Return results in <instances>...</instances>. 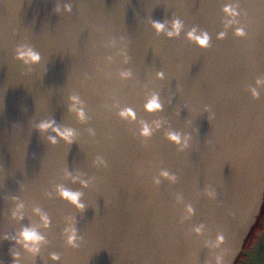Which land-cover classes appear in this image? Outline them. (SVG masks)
<instances>
[{
    "label": "water",
    "instance_id": "water-1",
    "mask_svg": "<svg viewBox=\"0 0 264 264\" xmlns=\"http://www.w3.org/2000/svg\"><path fill=\"white\" fill-rule=\"evenodd\" d=\"M262 204L264 0H0V264H234Z\"/></svg>",
    "mask_w": 264,
    "mask_h": 264
},
{
    "label": "crops",
    "instance_id": "crops-1",
    "mask_svg": "<svg viewBox=\"0 0 264 264\" xmlns=\"http://www.w3.org/2000/svg\"><path fill=\"white\" fill-rule=\"evenodd\" d=\"M245 261L244 264H264V224L254 246L246 254Z\"/></svg>",
    "mask_w": 264,
    "mask_h": 264
},
{
    "label": "clouds",
    "instance_id": "clouds-1",
    "mask_svg": "<svg viewBox=\"0 0 264 264\" xmlns=\"http://www.w3.org/2000/svg\"><path fill=\"white\" fill-rule=\"evenodd\" d=\"M157 27H158V28H159V27H162V25H157ZM199 43H200V44H204L205 41H204V40H200ZM29 55L31 56V58H32L33 60L37 59V57H36L35 54L29 53ZM157 107H158V104H156L155 101H153L152 103H150V104L148 105V109H149V110H152V109L157 108ZM41 127H42V128H47V127H49V125H48V124H44V125H41ZM64 135H70V133H65ZM63 195H64L65 197H68V198L71 199L72 201H76L77 198H78L76 194H70V193H68V192H64ZM81 207H82V205H81ZM260 222H264V218H262ZM258 230H259V229L257 228V229H256V232H258ZM23 238H24L25 240H35V239H38V237L35 235V233H33V232H31V231H28V230H25V231H24V233H23Z\"/></svg>",
    "mask_w": 264,
    "mask_h": 264
},
{
    "label": "rangeland",
    "instance_id": "rangeland-1",
    "mask_svg": "<svg viewBox=\"0 0 264 264\" xmlns=\"http://www.w3.org/2000/svg\"><path fill=\"white\" fill-rule=\"evenodd\" d=\"M262 218H264V211H262L261 218L259 219L258 222H256L253 230L251 231V235L249 236L248 240L246 241V243H244L243 250H242L243 253L240 255V259H238L237 263L235 264H244L246 262L245 261L246 254L252 249V247L254 246L255 240L261 233L262 224H264V222H260ZM257 228L259 229L258 232H256Z\"/></svg>",
    "mask_w": 264,
    "mask_h": 264
},
{
    "label": "trees",
    "instance_id": "trees-1",
    "mask_svg": "<svg viewBox=\"0 0 264 264\" xmlns=\"http://www.w3.org/2000/svg\"><path fill=\"white\" fill-rule=\"evenodd\" d=\"M262 211H264V204H262V207H261V210H260V214L258 215V217H257V221H256V222H258L259 219L261 218V213H262ZM256 222H255V224H256ZM255 224H254L253 227L251 228V230H250V232H249V234H248V236H247V238H246V240H245V243H246V241L248 240L249 236L251 235V231L253 230ZM242 253H243V251L239 254V256L237 257L235 263H237L238 259H240V255H241ZM235 263H234V264H235Z\"/></svg>",
    "mask_w": 264,
    "mask_h": 264
}]
</instances>
